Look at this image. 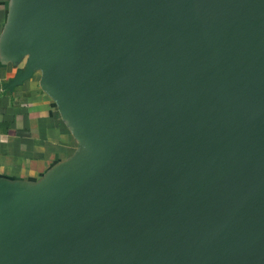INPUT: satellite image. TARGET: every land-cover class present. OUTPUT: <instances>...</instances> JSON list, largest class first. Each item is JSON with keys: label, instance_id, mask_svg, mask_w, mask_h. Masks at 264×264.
Here are the masks:
<instances>
[{"label": "water", "instance_id": "water-1", "mask_svg": "<svg viewBox=\"0 0 264 264\" xmlns=\"http://www.w3.org/2000/svg\"><path fill=\"white\" fill-rule=\"evenodd\" d=\"M9 55L91 146L0 199L9 264H264V0H19Z\"/></svg>", "mask_w": 264, "mask_h": 264}, {"label": "crops", "instance_id": "crops-1", "mask_svg": "<svg viewBox=\"0 0 264 264\" xmlns=\"http://www.w3.org/2000/svg\"><path fill=\"white\" fill-rule=\"evenodd\" d=\"M19 0H0V199L41 193L67 169L84 166L90 143L67 115L63 97L44 83L41 66L14 81L30 57L8 53ZM0 264H9L0 247Z\"/></svg>", "mask_w": 264, "mask_h": 264}]
</instances>
